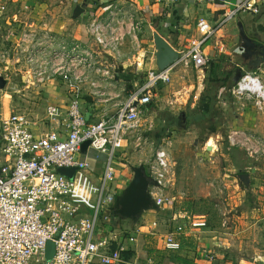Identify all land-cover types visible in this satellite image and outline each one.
<instances>
[{"label":"built area","instance_id":"1","mask_svg":"<svg viewBox=\"0 0 264 264\" xmlns=\"http://www.w3.org/2000/svg\"><path fill=\"white\" fill-rule=\"evenodd\" d=\"M84 0L85 28L88 39H68L52 30L44 21L31 17L13 23L0 22V76L6 81L0 92L6 94L58 83L66 92L64 103L46 107V128L37 131L38 119L15 110L0 112V264H152L141 263L130 255V239L107 227L118 196L119 172L116 160L126 142L134 138L135 147L144 150L155 145L150 132L152 122L143 123L160 84H169L179 68L198 70L209 63L203 44L212 39L222 25L241 10L258 12L255 0H245L225 17L212 24L206 17L197 21L199 38L179 50L178 59L164 69L146 70L141 85L124 97L107 92L117 86L115 72L124 58L123 47L130 42V65L140 73L148 50L141 39L144 21L134 0H113L97 14L100 5ZM173 2L177 0H171ZM207 4L214 0H193ZM21 10L30 12L25 3ZM10 13L8 1H0V18ZM1 20V19H0ZM239 99L252 100L264 116V80L256 71H245L229 88ZM94 99L114 101L112 114L90 122L82 106ZM174 95L169 103H177ZM39 130V129H38ZM106 155L99 174L91 167L82 145ZM228 149L242 148L250 156H264V138L243 129L228 134ZM140 154H145V151ZM86 154V155H85ZM156 181L149 192L160 208L173 204L167 189L176 185L174 165L163 145L155 146L148 160L141 161ZM60 168H74L73 176ZM194 221L192 226H205ZM187 224L177 226L184 233ZM54 242V254L47 258L48 243ZM169 251L181 249L176 233L164 237ZM203 255L215 260L217 254L207 249ZM260 257V256H258Z\"/></svg>","mask_w":264,"mask_h":264},{"label":"rangeland","instance_id":"2","mask_svg":"<svg viewBox=\"0 0 264 264\" xmlns=\"http://www.w3.org/2000/svg\"><path fill=\"white\" fill-rule=\"evenodd\" d=\"M41 2L50 13L56 12V17L63 20L68 17L67 10H65L68 0H41ZM228 64L231 63L228 62ZM225 65L222 64L219 68L221 77L225 76L228 71ZM257 68L253 69L259 73ZM188 69H190V77L186 74L184 77L189 80L179 78V83L194 84L189 92L190 96L186 105L175 108L174 105L178 102L171 105L168 101L169 98L162 99L160 102L154 100L149 111L143 116L144 124H149V122L153 124L150 132L153 138L165 126L168 127L166 131L162 132V139L158 141L154 138L156 141L153 150L150 152V149H146L148 153L144 155L140 154L138 148L135 149L134 138H130L116 160V165L120 167L118 171L120 179L116 181L118 194L123 192L133 177L132 167L138 166L141 161L148 160L157 145L161 144L169 151L175 170V189L172 187L167 189V194L173 195L175 200L170 206L158 209L161 213L157 220L163 223L165 231L160 232L159 235H151L148 230L144 237L139 236L133 246L131 243L129 245L130 255L138 254L141 263L150 261L155 264L154 261L149 260H154L151 255L155 252L158 254L157 261L161 264L166 263L170 257L166 252L162 255L158 253L156 241L151 236L159 237L165 234L168 227L172 231L174 225L186 223L185 232L190 229L196 232L197 230L194 228L200 227L217 231V236L222 239L223 244L221 243L222 246L217 247L215 254L222 255L223 262L241 264L243 260L247 261L252 257H255L256 260H264V250L260 252L261 249H264V198L260 197L264 195L261 192L263 188L257 186L255 189H251L243 178L244 175L250 176L251 174V170L245 168V165L252 164L259 159L257 156L248 155L245 150L238 149L235 152L233 148L227 149L228 134L234 127L233 109L220 103L221 97L218 95L215 97L216 105L212 106L210 102L212 92L206 91L209 88L207 85L203 89V83H201L200 75L203 74L204 68L200 71L194 67ZM58 85L50 83L46 87L10 91L7 94L4 91L0 92V112L15 110L26 113L31 118L38 119L40 123H44L47 105L62 104L66 100L63 86L59 88ZM231 96L233 100V95ZM193 109H197L195 114ZM204 112L208 113V122L204 118L193 122L194 119L202 117ZM182 113H185L186 119L182 117ZM173 116L174 120H171L170 117ZM213 133L222 135L219 137L220 152L208 150V147H205L209 142V135ZM215 143L217 141L215 142L211 138L208 145L214 149L216 148ZM262 157L264 158V156ZM151 210L146 212H152ZM112 214L114 213L112 212ZM139 220L137 221L139 223L128 221L127 225L119 224L114 227L110 220L107 222V227L110 229L112 227V230L119 234V239H130L132 230H137L138 224H141ZM194 221H205L206 225L192 226ZM197 235L194 236V241L198 240L197 237L200 236V233ZM219 248L220 252L217 251ZM216 260H219L218 257ZM92 264L99 263L93 262Z\"/></svg>","mask_w":264,"mask_h":264},{"label":"crops","instance_id":"3","mask_svg":"<svg viewBox=\"0 0 264 264\" xmlns=\"http://www.w3.org/2000/svg\"><path fill=\"white\" fill-rule=\"evenodd\" d=\"M0 1H8L10 4V13H8L6 16L1 17L0 22L5 21L6 23H13L15 13L14 11L17 10L18 12H21L19 19L31 17L36 21H44L52 30L58 32L59 34H64L68 39L77 38L85 41L88 39L85 28L84 15H79L77 17L74 16L76 6L81 5L83 7L84 0H68V4L65 8V10H67L68 17L65 20L60 17H56V12L50 13L48 9H45L41 0ZM111 1L113 0H87L86 2H94L100 5L99 8L95 10L97 14H100L105 10L106 6ZM134 1L139 6L141 10V16L144 21L143 33L141 36L143 47L149 52L148 56L145 58L144 65L142 66L140 73H136L135 69L130 65L132 55L135 54L133 48L130 45V42H128L123 47L124 58L122 59V61L118 62L115 69V72L117 74V86L115 89L113 88L109 90L107 87V92L120 93L122 97H124L143 83L146 70L153 67L157 68L155 59L156 48L154 43V32H159L179 51L189 46L193 40L199 38L200 34L197 30V21L200 17H206L212 24H216L218 21L222 20L228 12H230L232 9H235L245 0H214L207 4L197 3L193 0H177L175 2L171 0ZM25 3H28L31 6L30 12L21 10L22 8L20 5H23ZM255 4L259 8L258 12H253L250 9L239 11L236 16L222 25V27L218 30V32L212 39L203 44L204 52L209 56L210 60L206 68H204L202 72L203 74L200 75V78L202 80L201 83H203V89H205L207 85L209 88L206 91L212 92L210 99L212 106H214L215 104V101H212L213 96L215 99V97L218 95L219 97H221V99L219 100L220 103H222L226 107L233 109V129H243L264 138V116L256 111L254 102L248 99H239L234 95L232 100V94L229 91V88H231L236 83L233 76L237 74L238 70H242L243 74L245 71H254L253 68H256L254 66H250V61L253 60L256 55L252 57L243 56L245 47H243L244 42L241 34L242 28L240 26V23L242 24L245 35L249 37L251 41L264 43V0H255ZM228 62H230L232 65L228 64ZM222 64H226L225 66H227L226 68L228 70L223 77L219 76V68L222 66ZM189 70L190 69L188 68L187 70H184V68H179L177 71H175L173 73L171 81L172 83L160 84L158 86L154 100L160 102L162 99L167 100L169 98L168 101H170L174 97L172 95H175L177 96L178 104L174 105V107L177 108L185 106L190 96L189 92L191 91L194 84L179 83V78L185 79L186 81L189 80L184 77L185 74L190 77ZM257 70L264 80V62L258 66ZM230 72L231 76L229 78L228 84L221 85L218 90L213 91L210 79H213L214 76H218L219 78H222V81H224L227 77V74ZM58 86L60 88V85ZM114 104V101L101 103L95 101L94 99H91L90 101H85L82 109L86 114L88 120L90 122H93L99 120L103 116V109H106V113L112 114L113 111H115V108L113 107ZM196 111L197 109H193L194 114ZM207 115L208 113L204 112L202 114V117L194 119L193 122H197L203 118L206 122H208L209 119H207ZM170 119L174 120V116L170 117ZM46 126V123L45 125L44 123H41L40 126L36 129L37 131H40L45 129ZM220 136H222L221 133H213L209 135V142L211 138L215 140V142L217 141V143H215L216 148L213 149L212 147V150H214L215 152L216 150L220 152ZM154 138L157 140V136L155 137L154 135ZM195 140L197 142V139ZM208 143L205 147H208ZM146 149H150L151 152L153 150V145L146 144L144 146L143 151H145V154L148 153ZM238 149L243 150L242 148L234 147L233 151L237 152ZM140 151L142 150H139V152ZM86 157L90 162L91 167L97 174H99L104 166L106 155L102 152H99L98 150L89 149L87 151ZM257 158L259 159L258 161L253 162L252 164L245 165V168L251 170L248 186L251 187V189H255L257 186L262 187L263 189L261 192L264 193V158L262 156H259ZM236 166L239 165L237 164ZM115 169L119 171L120 167L115 165ZM119 175L117 177V180L120 179ZM260 197L263 199L264 195ZM146 211H144L141 215V219H138L141 222V224H138V229L132 230V239L130 241L132 246L135 243L134 241H137L139 236L144 237L145 233L148 230V233H150L151 235H159L160 232H164L166 229L165 226H163V223H161L160 220H157L161 211L154 209L151 210L152 212L147 213ZM110 220L113 223V227L119 224L127 225L129 223L128 221H133L128 218H119L114 214L110 216L109 221ZM105 224L108 226L107 222H105ZM194 229H196L197 231L193 232V229L192 231L190 229V231H186L184 235H182V233L176 232L177 226L174 225V230L172 231L168 227V230H166L165 234H162L159 237L151 236L156 241V248L159 250L158 253L162 255V253L166 252L170 257L169 261L164 264L230 263L223 262L224 260L221 257L222 255L220 256L219 253L217 254L219 260H216L217 258L215 260H210L203 255L204 249L215 253L217 247L222 246L223 242L222 239L217 236V231L211 228L208 229L207 227ZM171 232H175L176 238L181 241L182 247L180 251H169L165 248L164 237ZM199 233L200 236L197 237L198 240L194 241V236ZM263 250L264 249H261L260 252ZM217 251L220 252V248ZM154 254L155 252L151 255L154 260H149L154 261L155 264H161L156 259L158 254H155V256ZM247 261L243 260L241 264H262L264 260H256L255 257H252Z\"/></svg>","mask_w":264,"mask_h":264},{"label":"water","instance_id":"4","mask_svg":"<svg viewBox=\"0 0 264 264\" xmlns=\"http://www.w3.org/2000/svg\"><path fill=\"white\" fill-rule=\"evenodd\" d=\"M83 11L81 5L76 6L74 16H79ZM242 38L244 42L245 50L243 56L252 57L256 55L253 60L250 61V66L258 67L264 62V43L253 42L249 37L245 35L242 24ZM155 43V59L158 69H164L175 62L180 52L169 41H167L159 32H154ZM242 75V70H238L234 76V81L237 82ZM6 81L0 76V88H4ZM182 117L186 119L185 113H182ZM90 140H87L82 145V152L87 153ZM208 150H212V146L208 145ZM134 172L129 184L125 187L121 194H118L114 204V215L119 218H128L133 221H138L144 211L154 209L158 210L160 207L156 204L155 200L149 192V186L155 184L156 181L148 174L145 165L139 164L133 166ZM60 171L69 176H73L74 168H60ZM246 185L249 184V175L243 176ZM54 242L48 243L47 258H51L54 254ZM264 264V261L262 262Z\"/></svg>","mask_w":264,"mask_h":264},{"label":"trees","instance_id":"5","mask_svg":"<svg viewBox=\"0 0 264 264\" xmlns=\"http://www.w3.org/2000/svg\"><path fill=\"white\" fill-rule=\"evenodd\" d=\"M230 76H231V72L227 74V77H226V79H225L224 81H222V78H219L218 76H214L213 79H210L211 86L213 87V88H212L213 91L218 90V88H219L221 85H227L228 82H229V78H230ZM221 81H222V82H221ZM232 85H233V84H232ZM212 101H213V102L215 101L214 96H213V98H212ZM167 128H168V127L165 126V127L163 128V130H162L161 132H159V134L157 135V140H158V141L161 140L162 135H163L162 132L166 131ZM129 254H130V252H129Z\"/></svg>","mask_w":264,"mask_h":264}]
</instances>
